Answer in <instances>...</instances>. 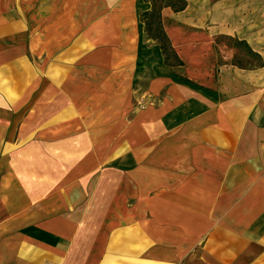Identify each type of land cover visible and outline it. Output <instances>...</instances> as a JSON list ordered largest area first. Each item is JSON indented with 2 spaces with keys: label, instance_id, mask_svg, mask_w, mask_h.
<instances>
[{
  "label": "crops",
  "instance_id": "obj_1",
  "mask_svg": "<svg viewBox=\"0 0 264 264\" xmlns=\"http://www.w3.org/2000/svg\"><path fill=\"white\" fill-rule=\"evenodd\" d=\"M237 1L245 0H188L181 12L163 10L184 64L168 67L186 66L195 88L157 78L147 100L165 86L166 96L131 121L138 140L132 131L122 139L108 133V143H124V159L139 162L110 169L106 211L92 207L91 217L77 211L74 264H264V24L246 18ZM150 10L144 4L141 11ZM131 17L126 32L133 38ZM93 30L94 38L113 41L117 27L111 21ZM236 41L262 65L231 62L244 53ZM223 46L231 58L221 56ZM221 61L216 79L213 67ZM191 66L199 73L191 75ZM115 152L117 159L121 151ZM3 197L0 264H69L67 208L34 199L28 209V201L16 206Z\"/></svg>",
  "mask_w": 264,
  "mask_h": 264
},
{
  "label": "rangeland",
  "instance_id": "obj_2",
  "mask_svg": "<svg viewBox=\"0 0 264 264\" xmlns=\"http://www.w3.org/2000/svg\"><path fill=\"white\" fill-rule=\"evenodd\" d=\"M154 2L160 7L167 0ZM237 2L246 18L264 24V0ZM144 4L152 8L151 0H0V194L16 206L28 201V209L34 199L67 208L69 264L75 263L77 211L90 217L92 207L106 211L110 169L139 162L124 159V143H108V133L122 139L125 130L132 131L138 140L131 121L143 106L166 96L165 86L147 100L157 78L195 88L186 66L171 70L164 63L160 42L140 21ZM127 16L135 19L136 37L126 32ZM111 21L115 42L94 38L93 28ZM241 48L242 56L231 62L256 66V58ZM219 51L231 58L225 46ZM223 64L213 67L216 79ZM189 70L199 73L194 66ZM115 150L121 151L117 159ZM94 184L100 188L93 199Z\"/></svg>",
  "mask_w": 264,
  "mask_h": 264
},
{
  "label": "trees",
  "instance_id": "obj_3",
  "mask_svg": "<svg viewBox=\"0 0 264 264\" xmlns=\"http://www.w3.org/2000/svg\"><path fill=\"white\" fill-rule=\"evenodd\" d=\"M154 1L155 0H151L152 10L143 12L141 14L140 21L145 25V31L147 32L149 37L160 42V47L165 58V64L171 67L183 66V62L180 60L176 51L173 49L171 40L164 29L162 12L165 8H170L175 13L181 12L187 7L188 0H167V2L160 7H158ZM235 44L239 46L244 45V48L247 51L251 52L249 47H247L245 43L236 41ZM241 50H243V48ZM251 54L254 56V58H256L258 62L257 66H261L262 63L260 57L256 54H253L252 52ZM236 66L242 69L247 68L241 63H237Z\"/></svg>",
  "mask_w": 264,
  "mask_h": 264
},
{
  "label": "bare ground",
  "instance_id": "obj_4",
  "mask_svg": "<svg viewBox=\"0 0 264 264\" xmlns=\"http://www.w3.org/2000/svg\"><path fill=\"white\" fill-rule=\"evenodd\" d=\"M88 94H90V91L87 90V92L82 95V98L81 99L85 98ZM90 101L91 102L93 101L92 96L88 99V102L86 103V105L89 104ZM82 148H83V146H82Z\"/></svg>",
  "mask_w": 264,
  "mask_h": 264
}]
</instances>
